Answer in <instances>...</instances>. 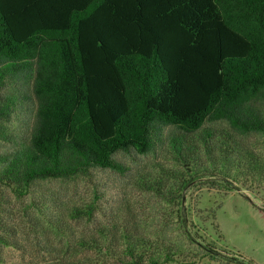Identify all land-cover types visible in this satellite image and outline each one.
Masks as SVG:
<instances>
[{
  "label": "trees",
  "instance_id": "obj_1",
  "mask_svg": "<svg viewBox=\"0 0 264 264\" xmlns=\"http://www.w3.org/2000/svg\"><path fill=\"white\" fill-rule=\"evenodd\" d=\"M167 136L173 180L146 188L174 206L157 231L108 223L79 236L97 203L48 212L43 181L124 173L118 154ZM252 136L264 139V0H0V188L34 199L39 259L25 264H255L201 243L184 196L209 180L264 189Z\"/></svg>",
  "mask_w": 264,
  "mask_h": 264
},
{
  "label": "rangeland",
  "instance_id": "obj_2",
  "mask_svg": "<svg viewBox=\"0 0 264 264\" xmlns=\"http://www.w3.org/2000/svg\"><path fill=\"white\" fill-rule=\"evenodd\" d=\"M17 124L19 122L15 126ZM210 126L220 128L225 124L213 123ZM171 129L166 134L176 132ZM168 139L169 136L145 155L134 150L118 154L116 157L124 165V173L98 168L89 177L43 181L41 186L45 197L51 200L48 212L53 211L52 202L66 208L97 203L101 211L94 219L84 218L74 223L79 236L93 234L99 225L108 223H125L147 233L157 231L174 206L159 200L146 188L148 182L155 183L161 177L169 179V182L173 180V173L169 170L176 166ZM248 141L264 156L263 138L252 136ZM184 196L185 206L193 215L190 217L193 219L195 215L201 220L197 228L201 243L212 245L217 251L232 254L235 258L242 256L255 264H264V189L251 192L231 190L220 182L209 180L191 185ZM34 198L47 201L41 194ZM33 200L31 197L16 198L9 190L0 188V259L8 264H25L39 259L35 234L29 225V218L36 215L30 206ZM212 214L215 220L210 219ZM169 222L170 238L181 240L174 222ZM215 224L218 229L213 227ZM61 241L55 236V243L60 244ZM196 264L231 263L207 257Z\"/></svg>",
  "mask_w": 264,
  "mask_h": 264
}]
</instances>
